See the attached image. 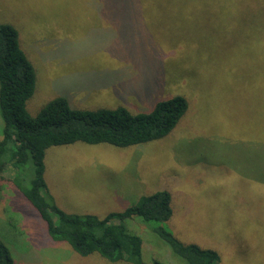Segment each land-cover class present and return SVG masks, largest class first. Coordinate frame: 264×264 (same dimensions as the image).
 Listing matches in <instances>:
<instances>
[{
  "label": "rangeland",
  "instance_id": "rangeland-1",
  "mask_svg": "<svg viewBox=\"0 0 264 264\" xmlns=\"http://www.w3.org/2000/svg\"><path fill=\"white\" fill-rule=\"evenodd\" d=\"M0 23L16 28L34 67L32 115L55 96L132 113L173 95L187 102L160 139L47 147L42 176L61 210L102 217L165 189L167 221L124 220L141 238L143 264H188L154 230L159 224L182 243L215 250L217 264H264L263 3L0 0ZM1 175L0 243L12 264H131L53 240L11 170Z\"/></svg>",
  "mask_w": 264,
  "mask_h": 264
},
{
  "label": "trees",
  "instance_id": "trees-1",
  "mask_svg": "<svg viewBox=\"0 0 264 264\" xmlns=\"http://www.w3.org/2000/svg\"><path fill=\"white\" fill-rule=\"evenodd\" d=\"M206 1L264 4V0ZM35 83L34 67L20 47L16 28L0 23V178L3 179L2 172L11 170L10 182L40 214L53 240L66 242L79 255L95 252L112 262L143 264L141 238L127 231L124 220L139 216L158 223L167 221L172 212L170 192L163 189L142 195L125 209L102 217L66 213L51 200L45 188L44 151L51 145L78 141L127 147L160 139L178 123L187 108L186 99L173 95L156 101L148 112L132 113L124 106L77 108L65 97L55 96L32 115L26 102ZM154 230L188 264H217L215 250L182 243L160 224ZM12 263L10 251L0 243V264ZM152 264L162 263L154 260Z\"/></svg>",
  "mask_w": 264,
  "mask_h": 264
},
{
  "label": "crops",
  "instance_id": "crops-1",
  "mask_svg": "<svg viewBox=\"0 0 264 264\" xmlns=\"http://www.w3.org/2000/svg\"><path fill=\"white\" fill-rule=\"evenodd\" d=\"M108 4V3H107Z\"/></svg>",
  "mask_w": 264,
  "mask_h": 264
}]
</instances>
